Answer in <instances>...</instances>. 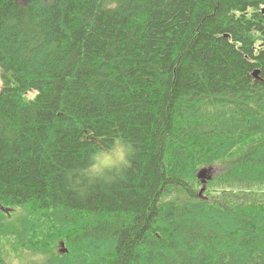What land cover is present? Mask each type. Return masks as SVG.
<instances>
[{"label":"trees","instance_id":"obj_1","mask_svg":"<svg viewBox=\"0 0 264 264\" xmlns=\"http://www.w3.org/2000/svg\"><path fill=\"white\" fill-rule=\"evenodd\" d=\"M108 2L0 0V264H264V0Z\"/></svg>","mask_w":264,"mask_h":264},{"label":"clouds","instance_id":"obj_2","mask_svg":"<svg viewBox=\"0 0 264 264\" xmlns=\"http://www.w3.org/2000/svg\"><path fill=\"white\" fill-rule=\"evenodd\" d=\"M104 7L117 9L118 0H110ZM103 141V138H100ZM136 148L123 134L117 133L107 142L96 143L87 152V164L76 170V182L86 181L88 185L98 182L113 183L125 178V172L131 167ZM73 173H68V179H73ZM32 259L43 262L46 257L36 254Z\"/></svg>","mask_w":264,"mask_h":264},{"label":"water","instance_id":"obj_3","mask_svg":"<svg viewBox=\"0 0 264 264\" xmlns=\"http://www.w3.org/2000/svg\"><path fill=\"white\" fill-rule=\"evenodd\" d=\"M212 174L213 173H210L209 168H206V167L201 168L199 170L197 176H198V178H201V180H202V187L200 189V192H202V190L205 187V180L211 178L212 177Z\"/></svg>","mask_w":264,"mask_h":264},{"label":"rangeland","instance_id":"obj_4","mask_svg":"<svg viewBox=\"0 0 264 264\" xmlns=\"http://www.w3.org/2000/svg\"><path fill=\"white\" fill-rule=\"evenodd\" d=\"M21 1H24V0H21ZM206 168H209L210 173H216L222 169V166L220 164H218V165H211V166H208ZM13 261H14L13 264H20L19 262H21L20 260H13Z\"/></svg>","mask_w":264,"mask_h":264}]
</instances>
